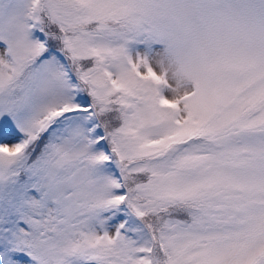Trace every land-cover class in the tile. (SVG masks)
Segmentation results:
<instances>
[{"label":"snow or ice","instance_id":"6c2138e0","mask_svg":"<svg viewBox=\"0 0 264 264\" xmlns=\"http://www.w3.org/2000/svg\"><path fill=\"white\" fill-rule=\"evenodd\" d=\"M0 264H264V0H0Z\"/></svg>","mask_w":264,"mask_h":264}]
</instances>
